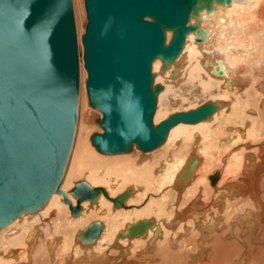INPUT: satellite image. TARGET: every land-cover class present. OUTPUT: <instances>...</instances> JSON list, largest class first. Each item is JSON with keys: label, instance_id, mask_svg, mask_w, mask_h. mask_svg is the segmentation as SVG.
<instances>
[{"label": "bare ground", "instance_id": "1", "mask_svg": "<svg viewBox=\"0 0 264 264\" xmlns=\"http://www.w3.org/2000/svg\"><path fill=\"white\" fill-rule=\"evenodd\" d=\"M82 1L74 0L80 48V117L61 188L74 206L77 197L71 188L79 180L104 186L110 198L127 189L131 195L125 200L127 207H115L101 193L95 202L83 201L79 215L71 212L62 194L53 192L40 210L23 213L0 228V264H32L46 256L52 262L58 248L66 252L65 262L74 259L75 264H128L126 257L144 254L146 247L153 249L154 244L166 245L167 264H203L212 250L218 256L212 261L215 264L220 261L219 252L228 260L237 252L235 238H248L247 247L252 239L259 242L260 253H264L260 245L264 242V0L214 2L211 12L203 8L198 16L191 17L190 23L198 22L205 30L203 41H196V31H192L180 55L165 70L161 69V58L153 62L155 83L163 85L154 122L157 124L192 100L209 96H214L211 101L217 103V110L200 122L177 124L165 142L151 151H142L134 144L133 152H143L137 156L125 154L132 151L107 154L95 148L102 154L116 155L115 160L98 154L88 136L94 114L88 110L86 99L82 36L87 17ZM171 37L172 31L168 30L167 41ZM243 67L248 68L245 81L250 80L252 91L248 88L246 100H238L235 77ZM233 96L235 102H224ZM247 97L254 99L249 101ZM171 191L176 202L169 211ZM212 196L219 201L214 204L217 209L209 211V200L216 202ZM220 213L225 218L238 213L237 221L246 219L250 236L242 237L237 232L235 224L242 221H230L235 234L217 236L214 242L211 234ZM99 217L106 218L100 221L102 232L94 242L85 243L81 232ZM229 240L234 241L229 244ZM254 247L248 250L256 255ZM260 255L258 264H264V256ZM150 263L146 260L144 264Z\"/></svg>", "mask_w": 264, "mask_h": 264}, {"label": "water", "instance_id": "2", "mask_svg": "<svg viewBox=\"0 0 264 264\" xmlns=\"http://www.w3.org/2000/svg\"><path fill=\"white\" fill-rule=\"evenodd\" d=\"M231 0H85L82 36L89 104L102 112L103 132L91 136L103 153L151 151L179 123L209 118L217 103L154 116L163 85L155 83L153 62L165 70L182 52L187 35L205 30L190 23L203 8ZM172 37L167 41V31ZM80 100V48L73 0H0V228L23 213L40 210L53 192L79 214L104 186L79 180L71 188L77 205L61 188L73 147ZM130 190L110 198L127 207ZM103 230L95 221L81 232L92 243ZM133 234V233H132Z\"/></svg>", "mask_w": 264, "mask_h": 264}, {"label": "rangeland", "instance_id": "3", "mask_svg": "<svg viewBox=\"0 0 264 264\" xmlns=\"http://www.w3.org/2000/svg\"><path fill=\"white\" fill-rule=\"evenodd\" d=\"M82 3H83V8H84V11H85V15H86V17H87V14H86V10H85V3H84V0L82 1ZM73 4H74V0H73ZM74 10H75V6H74ZM75 18H76V16H75ZM85 22L87 23V18H86V20H85ZM76 25H77V21H76ZM248 70V68L247 67H243V68H241L240 70H239V72H241V74L240 73H237V75H238V79L235 77V84H234V87L236 88V91H235V94H236V96H237V99L239 100V99H241V100H246V95L247 94H249V89L250 88H252L251 86H250V80H248V82L247 81H245V79L247 80L248 79V76H246V71ZM87 72V71H86ZM240 74V75H239ZM244 74V75H243ZM245 76V78H244V80H242V77H244ZM250 86V87H249ZM249 88V89H248ZM251 91H252V89H250ZM87 93V92H86ZM87 95V94H86ZM212 97H214V96H209V97H207V98H205V99H199V100H192L191 101V103L189 104V105H187V106H185V107H183V108H179V109H175L174 111H172V112H170L169 113V115L170 114H172V113H174V112H177V111H182V110H189V109H192V108H195L193 105H194V103H197V104H201V103H203V102H205V101H207V100H210L211 101V98ZM259 98V97H258ZM86 99H87V107H89L88 108V110L90 111V112H92L94 115H93V117H91V119H92V121H93V124L92 123H90L89 125H91L90 127H89V129H91L92 131H88V133H89V137H90V140H91V136H92V134L93 133H95V132H103V129L101 128V126H100V124L97 122V118H101L103 115L97 110V109H94V108H92V106H90V104H89V98H88V95L86 96ZM247 99H249V101L250 100H253L252 99V97L250 98H248L247 97ZM234 100V101H233ZM228 101H229V103L231 104L232 102H235L236 101V97H231V99H225L224 100V102H226V103H228ZM228 103V104H229ZM235 105V103L233 104V105H231L232 107ZM230 106V108H232ZM256 108H259V103H257V105H256ZM228 110V109H227ZM231 110H233V109H231ZM99 114V115H98ZM88 116H90L89 114H88ZM260 116H261V114H260ZM80 117V116H79ZM261 118H263L262 116H261ZM91 119L89 120V122H91ZM264 119V118H263ZM79 121V120H78ZM79 123V122H78ZM92 125H93V127H92ZM97 125V126H96ZM78 126H79V124H78ZM78 128V127H77ZM102 129V130H101ZM91 145L94 147V145L92 144V141H91ZM96 147H94V149H95ZM97 149H95V151H96ZM98 154H100V155H102V156H112V157H110V158H112V160H115L116 158H118L116 155H105V154H102V153H100L98 150L96 151ZM132 153H135V156H137L138 154H143V152H141L140 150L138 151V152H130V153H125V154H128V155H130V154H132ZM124 154V155H125ZM120 155H122V156H124L123 154H120ZM138 159V158H137ZM139 160V159H138ZM245 161L246 162H249V163H253L254 161H249V160H247V159H245ZM113 163V162H112ZM211 189H212V187H210ZM169 202H168V210L169 211H172V210H170V209H172V207L170 208V206H172V205H174L175 204V202H176V196H175V194H174V192H169ZM212 199H214V201H216L215 203H212V201H210L209 200V202H210V204H208V206H210L211 204H212V207L211 208H208L209 209V211L212 209L213 210V208L215 207L214 206V204H216L217 203V201H219V200H216L218 197H211ZM219 198H221V197H219ZM260 198H261V196H260ZM209 199V198H208ZM208 202V201H207ZM177 204V203H176ZM244 206V205H243ZM232 208V207H231ZM240 208H241V206H240ZM214 209H217V208H214ZM233 209V208H232ZM239 210V209H238ZM238 213H240V210L238 211ZM238 213L236 214V215H238ZM70 214H71V212H70ZM81 214V213H80ZM79 214V215H80ZM234 213L232 214V213H230L229 215H231V216H229V215H227V218H225L223 215L220 217L219 215H221V213L220 214H217V216L219 217V219H218V223H217V226H216V228L214 229V231H213V233L211 234V236H212V240L215 242V239L217 238V236H222L223 234H225V233H231V234H235L234 232H232L231 230V228H232V225L230 224V221H237V220H240V219H237V216L235 215ZM213 215H216V214H213ZM240 216H241V214H239ZM71 216H73V217H76L75 215H72L71 214ZM78 216V215H77ZM216 216V217H217ZM229 216V217H228ZM236 217V218H235ZM232 218V219H231ZM239 218V217H238ZM106 220V218H101V217H99V218H97V219H93V221H101V220ZM236 219V220H235ZM242 221V222H241ZM241 221H237V222H241V224L239 223L238 225L237 224H235V226H237L238 227V230H237V232L238 233H240L241 234V236L242 237H249L250 235L247 233V220L245 219V221L243 220V219H241ZM92 222V221H91ZM262 223H263V225H264V219H263V221H262ZM230 229H229V228ZM227 228V229H226ZM215 232V233H214ZM43 236V235H42ZM210 236V237H211ZM215 237V238H214ZM236 239V241H237V247H238V249H237V252L235 251V254L233 255V256H231V257H229V258H231V259H229L228 260V258H224L225 257V254L223 255L221 252H219L218 254H219V257L221 256V258H220V261H219V263H215V264H233L235 261V263L234 264H258V259H257V257L260 255V256H264V255H262V254H264V253H260L261 251H260V248L258 247V244H259V242H255L253 239H252V243H251V245H250V247H254V245H257V247H258V249H257V247L255 248H253V249H255V251H258V253H259V255L257 256V254L255 255V253H254V250H248V248H250V247H247V246H249V242L248 243H245V242H247V241H249V240H247L248 238H240V239H242V240H240L239 238H235ZM245 240V241H244ZM247 240V241H246ZM213 241L211 242V244H213ZM234 240H229L228 241V243L229 244H231V242H233ZM243 241V242H242ZM253 241L255 242V244L253 243ZM241 242V243H240ZM77 243V242H76ZM156 243V242H155ZM256 243H258V244H256ZM261 243V242H260ZM79 244V243H78ZM246 244V245H245ZM248 244V245H247ZM264 242H262V244H260V245H262V247H264ZM36 245H38V240H37V244ZM244 245V246H243ZM253 245V246H252ZM259 245V246H260ZM165 247H166V245L165 244H163V245H161L160 247H159V245H157L156 246V244H154V246H153V249H147V247H146V249L144 250V251H146V253H144V254H141V255H138L137 257L136 256H134V255H131V256H129V257H126V260L128 261V264H131L132 262H134V261H141L142 263L141 264H144L145 263V261L146 260H150L151 261V263L150 264H167L166 263V261H165V258H164V251H165ZM212 248V247H211ZM252 249V248H251ZM261 250H262V248H261ZM243 251V252H242ZM212 252H216V251H211L209 254H208V256H205L204 257V261H203V264H211V262L213 261V262H215L214 260V258L215 257H217L218 258V256L216 255V256H214V254L212 253ZM217 253V252H216ZM248 253V254H247ZM254 253V254H253ZM119 254V253H118ZM251 255V256H250ZM253 255L255 256V258L253 257ZM243 256V257H242ZM53 258H54V260L51 262H49V260H48V258H47V256L46 257H40V258H38V260L36 261V262H33L32 261V264H68V262H70L69 260L67 261L66 260V262H65V259H67L68 258V256L66 255V252H61V250L58 248L57 250H56V252H55V254L53 255ZM217 258H216V260H217ZM246 260H245V259ZM155 260V261H154ZM164 260V261H163ZM232 260V261H231ZM257 262H256V261ZM74 261V262H73ZM209 261H210V263H209ZM234 261V262H233ZM238 261V262H237ZM245 261V262H244ZM264 261V260H263ZM65 262V263H64ZM163 262H165V263H163ZM213 262H212V264H213ZM71 264L72 263H74L75 264V260L74 259H72V261L70 262ZM112 264V263H111Z\"/></svg>", "mask_w": 264, "mask_h": 264}]
</instances>
